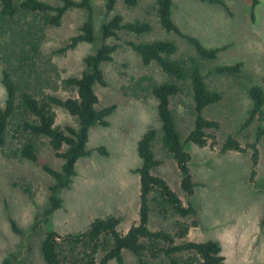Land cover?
Returning a JSON list of instances; mask_svg holds the SVG:
<instances>
[{
    "label": "rangeland",
    "instance_id": "1",
    "mask_svg": "<svg viewBox=\"0 0 264 264\" xmlns=\"http://www.w3.org/2000/svg\"><path fill=\"white\" fill-rule=\"evenodd\" d=\"M224 1L230 11L208 1L174 0L173 19L184 32L199 38L206 47L226 46L216 59L203 64L209 87L223 94L220 102L204 110V115L218 120L220 128L207 131L214 134L216 142L209 139L204 147L187 141L195 115L191 88L188 83L183 85L181 92L172 98L171 107L191 156L189 167L195 192L189 196L182 190L176 161L159 144L156 150L163 163L154 173L164 177L184 203H192L197 215L182 218L154 210L150 226L175 234L179 230L178 222L188 223L187 236L177 237V242L215 240L221 245L226 264H264V136L258 143L256 166L249 147L245 152L220 150L230 135L243 146L253 143L258 127L264 126L259 119L244 126L253 106L249 88L256 84L264 86V0L254 9L251 0ZM105 3L106 0H93L97 28L112 15L106 12ZM116 12L122 13L125 20H147L154 27L153 31L142 35L120 31L121 38L135 41L170 38L179 43L181 54L191 52L183 39L161 28L156 0H142L136 7H128L119 0ZM85 19L84 10L73 8L67 11L60 26L47 28L39 67L45 80L42 82L45 93L63 98L77 96L75 88L64 85V79L81 75L85 57L94 52L95 45L81 42L65 52L55 51L70 42ZM238 62L242 66L235 74L216 71L220 65ZM4 66L0 63V106H4L6 100L2 83ZM103 70L106 84L95 87L99 106L116 103L117 109L109 117V126L92 127L87 148L105 144L110 155L102 156L95 151L78 160L77 174L70 188L60 192L63 207L51 216L47 225L39 223L37 218L50 203L55 179L42 164L59 169L63 159L56 155L45 137L36 140L38 162L17 154L22 136L16 138L12 132L6 145L0 147V264L14 255V264H47L40 251L47 229L79 232L87 229L95 218L116 215L121 217L118 229L125 233L139 221L140 177L133 172L142 163L137 151L138 140L149 127L160 128V122L156 99L152 95L146 99L135 97L131 94L132 86L145 74L153 75L159 82L167 76L157 63L145 65L138 53L126 44L115 51L112 61L103 64ZM55 113L57 126L76 124V119L64 108L55 107ZM11 218L25 235L12 229ZM124 257L128 264L137 262L127 250ZM154 262L168 264V259L161 256ZM110 264L117 262L113 260Z\"/></svg>",
    "mask_w": 264,
    "mask_h": 264
},
{
    "label": "trees",
    "instance_id": "2",
    "mask_svg": "<svg viewBox=\"0 0 264 264\" xmlns=\"http://www.w3.org/2000/svg\"><path fill=\"white\" fill-rule=\"evenodd\" d=\"M55 1L0 0V63L5 65L2 83L6 91L5 104L0 106V147L6 145L7 137L12 132L16 138L22 136L17 154L38 162L36 140L45 137L56 155L63 159L59 169L48 163L42 164L55 183L51 186L48 207L37 218L39 223L47 225L51 216L63 207L64 199L60 192L70 188L80 158L91 156L95 151L102 156L110 155L105 144L87 148L92 127L109 126V117L117 109L116 103L99 106L95 87L106 84L103 64L112 61L115 51L126 44L138 53L145 65L157 63L167 79L159 82L153 75L145 74L132 86L131 94L135 97L146 99L152 95L156 99L160 122V128L149 127L138 140L137 151L142 163L133 172L140 177L139 221L125 233L118 229L121 217L116 215L95 218L87 229L79 232L60 233L55 229H47L40 245L43 260L47 264H110L113 260L117 264H128L124 257V251L127 250L137 258L136 264H155L154 259L161 256L168 259V264H226L218 241H176L177 237L184 239L187 236L190 224L178 222L176 225L179 230L175 234L164 229L154 230L150 226L154 210L182 218L197 215L192 203H184L166 179L154 173V169L163 163L158 157L156 146L159 144L176 161L181 175L180 186L187 195H193L195 183L189 167L191 156L177 126L171 102L181 92L183 85L188 83L192 91L195 118L187 141L201 147L206 146L209 139L216 142L214 134L207 131L219 129L220 122L206 117L204 110L220 102L223 94L209 87L203 74V64L216 59L226 46L209 48L199 38L184 32L173 19L174 0H156V12L161 28L189 45L191 52L187 55L181 54L179 43L174 39L135 41L121 38L120 31L142 35L150 33L154 27L147 20H125L122 13L116 12L119 0H106V12L112 15L102 21L98 28L93 0ZM122 1L128 7H136L142 0ZM202 1L221 4L230 11L224 0ZM251 1L253 9L260 2ZM73 8L84 10L86 19L70 42L55 52H65L81 42L94 44L95 50L85 57L80 76L64 79V85L75 88L77 96L63 98L45 93L42 89L45 80L39 67L47 28L60 26L67 11ZM112 39L121 42L113 43ZM241 66V62L224 64L218 66L216 71L235 74ZM249 94L253 106L244 126H249L255 119L264 122V86H251ZM55 107L67 110L76 119V124L57 126ZM263 136L264 126H259L256 140L243 146L235 136L230 135L220 150L245 152L249 147L253 150L256 166L258 143ZM10 223L16 233L24 234L14 219L11 218ZM14 259L15 255L5 259L4 264H14Z\"/></svg>",
    "mask_w": 264,
    "mask_h": 264
}]
</instances>
